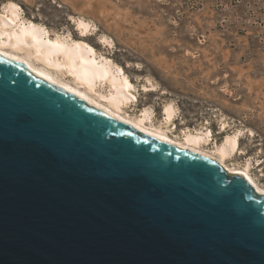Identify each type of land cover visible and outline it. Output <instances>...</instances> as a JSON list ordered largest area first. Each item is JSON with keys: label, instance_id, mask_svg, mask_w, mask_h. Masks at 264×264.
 Wrapping results in <instances>:
<instances>
[{"label": "water", "instance_id": "1", "mask_svg": "<svg viewBox=\"0 0 264 264\" xmlns=\"http://www.w3.org/2000/svg\"><path fill=\"white\" fill-rule=\"evenodd\" d=\"M0 264H264V191L0 53Z\"/></svg>", "mask_w": 264, "mask_h": 264}, {"label": "rangeland", "instance_id": "2", "mask_svg": "<svg viewBox=\"0 0 264 264\" xmlns=\"http://www.w3.org/2000/svg\"><path fill=\"white\" fill-rule=\"evenodd\" d=\"M8 1L0 0V13ZM11 1L52 34L84 38L120 64L137 95L125 107L129 113L151 106L158 123L163 104L172 101V134L210 129L208 147L241 129L228 163L249 160L264 184V0ZM79 17L92 23L84 36Z\"/></svg>", "mask_w": 264, "mask_h": 264}, {"label": "bare ground", "instance_id": "3", "mask_svg": "<svg viewBox=\"0 0 264 264\" xmlns=\"http://www.w3.org/2000/svg\"><path fill=\"white\" fill-rule=\"evenodd\" d=\"M13 4L15 8L11 7ZM3 9L0 13V53L22 61L92 104L214 158L227 171L248 172L264 191V184L250 172L249 160L242 165L228 163L239 148L241 129L226 133L220 142L213 141V145L208 147L207 144L214 139L210 129L183 128L180 136L172 134L174 127L171 125L177 115L172 101L163 104L162 120L158 123L153 121L154 110L151 106L143 107L139 114L129 113L125 107L132 105L137 95L131 79L120 64L98 52L84 38H75L71 33L52 34L43 23L22 15V7L15 1L6 2ZM76 23L82 36L92 30V23L86 18L79 17ZM81 23L83 28L80 27ZM101 38L109 42L106 35L102 34ZM150 85L149 90H155V83Z\"/></svg>", "mask_w": 264, "mask_h": 264}, {"label": "snow or ice", "instance_id": "4", "mask_svg": "<svg viewBox=\"0 0 264 264\" xmlns=\"http://www.w3.org/2000/svg\"><path fill=\"white\" fill-rule=\"evenodd\" d=\"M11 7L15 8V7H16V5H14V4H13V5H11ZM80 27H81V28H83V27H84L83 23H81ZM85 47H87V45H85ZM137 67H139V65H137Z\"/></svg>", "mask_w": 264, "mask_h": 264}]
</instances>
